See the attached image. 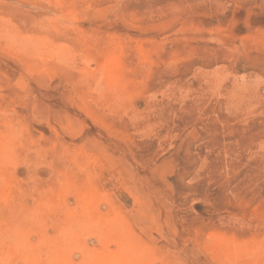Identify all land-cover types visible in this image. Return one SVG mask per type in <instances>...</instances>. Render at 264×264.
Returning a JSON list of instances; mask_svg holds the SVG:
<instances>
[{
  "label": "rangeland",
  "instance_id": "374dc122",
  "mask_svg": "<svg viewBox=\"0 0 264 264\" xmlns=\"http://www.w3.org/2000/svg\"><path fill=\"white\" fill-rule=\"evenodd\" d=\"M0 264H264V0H0Z\"/></svg>",
  "mask_w": 264,
  "mask_h": 264
},
{
  "label": "bare ground",
  "instance_id": "6f19581e",
  "mask_svg": "<svg viewBox=\"0 0 264 264\" xmlns=\"http://www.w3.org/2000/svg\"><path fill=\"white\" fill-rule=\"evenodd\" d=\"M83 210V209H82ZM73 214H75V213H73ZM89 216V215H88ZM80 223H82V222H80Z\"/></svg>",
  "mask_w": 264,
  "mask_h": 264
}]
</instances>
